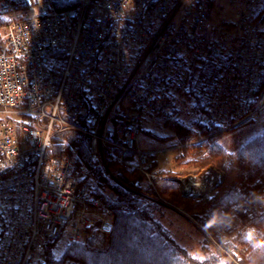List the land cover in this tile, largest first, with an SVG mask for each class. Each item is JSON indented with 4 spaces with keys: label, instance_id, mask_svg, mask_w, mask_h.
<instances>
[{
    "label": "built area",
    "instance_id": "built-area-1",
    "mask_svg": "<svg viewBox=\"0 0 264 264\" xmlns=\"http://www.w3.org/2000/svg\"><path fill=\"white\" fill-rule=\"evenodd\" d=\"M72 1L0 0V264H80L55 246L85 241L96 222L110 233L113 217L87 170L51 151L57 138L79 132L95 159L120 152L147 167L157 152L139 149L144 114L172 116L214 49L216 0ZM260 2L241 1V44L199 120L202 140L261 118Z\"/></svg>",
    "mask_w": 264,
    "mask_h": 264
},
{
    "label": "trees",
    "instance_id": "trees-1",
    "mask_svg": "<svg viewBox=\"0 0 264 264\" xmlns=\"http://www.w3.org/2000/svg\"><path fill=\"white\" fill-rule=\"evenodd\" d=\"M54 1L60 9L74 6L72 0ZM230 66V57L211 50L208 52L199 76L186 91L190 99L196 100L197 107L205 110L209 106L213 90ZM209 143L200 145L202 149L207 148L206 155L197 151L188 156L186 151L181 159L189 164L198 159L214 164L223 171V179L207 203L184 197L192 202L185 206L194 211V217L218 246L225 249L235 246L232 255L241 264H264V126L234 149L215 140L209 148ZM51 151L55 155L74 153L77 168L89 167L95 180L88 179L90 189L104 200L113 216L110 233L95 227L85 241L68 244L60 261L70 258L80 264H231L214 249L207 250L208 245L202 246L203 254L197 255L178 243L156 218L158 203L151 186L141 193L139 180L129 181L119 174L118 181L112 183L104 177L92 159L89 137L79 132L62 134ZM132 172L134 175L135 171ZM155 185L163 195L180 194L174 180L158 178Z\"/></svg>",
    "mask_w": 264,
    "mask_h": 264
},
{
    "label": "rangeland",
    "instance_id": "rangeland-1",
    "mask_svg": "<svg viewBox=\"0 0 264 264\" xmlns=\"http://www.w3.org/2000/svg\"><path fill=\"white\" fill-rule=\"evenodd\" d=\"M241 1L216 0L213 3L210 24L214 30V49L211 52L230 57V51L241 44L240 34L242 33L236 25L239 14L243 10ZM256 7L258 13L260 12L259 14L263 15L264 0H261ZM257 11L254 14L255 16H257ZM208 59L209 56L206 60ZM223 72L224 70L220 75L218 73L217 76L219 75L220 77ZM215 91L213 90L210 96L209 107L212 104ZM174 102L172 116L168 118L144 114V123L139 138V149L147 152H157L156 155L150 157V163L147 167L139 169L134 155L122 154L120 152H117L116 157H114L110 153H106V150H103L99 159H95L91 155L92 159L96 163V166L101 168L104 177L108 178L112 183L114 181L117 182L119 174H122L121 176H125L129 181L139 180L142 185L141 193L145 192V188L148 185L151 186L154 192V199L158 203L156 206L157 210L155 211L156 218L169 229L178 243L188 247L189 250L197 255L203 254L202 246L206 247L208 245L206 247L207 250L214 249L216 252L224 255L231 264H241L233 258L232 254L235 246L226 249L218 246L210 238L203 224L194 217V211L191 212L186 208L185 205L192 202L183 199L187 197L198 199L203 204L207 203L217 192V185L223 179V171L214 164H209V162L203 163L205 160L198 159L189 164L187 160L181 159V157L183 153L186 154V151L188 152V156H192L197 151H202L206 155L208 153L207 148L202 149L200 145L210 142V148L213 140L224 144L229 149H234L264 126V107L261 109L260 120L246 122L229 130L214 128L212 133L209 132V139L202 140V138L207 137L208 133L202 131L199 126V120L206 109L203 110L201 106L197 107L196 100L190 99L187 94L184 98L183 96L176 98ZM183 135L187 138L184 139ZM190 147H193V149ZM66 154H70L75 160L74 153ZM121 156L123 157L122 160L119 159ZM82 168L87 170L88 179L91 177V182L92 180L94 182L95 180L91 175L89 167H80L79 169ZM130 171H135V174L133 175V172L131 173ZM158 178H168L176 181L180 199H178V195H163L155 185V181ZM189 184L191 185L189 186ZM99 224L100 222H96L91 231L87 233L89 237L92 235L95 227L100 229ZM67 245L65 243L56 245L53 256L55 255L58 258L63 257ZM236 252L239 253V251ZM65 259L63 258V261Z\"/></svg>",
    "mask_w": 264,
    "mask_h": 264
},
{
    "label": "bare ground",
    "instance_id": "bare-ground-1",
    "mask_svg": "<svg viewBox=\"0 0 264 264\" xmlns=\"http://www.w3.org/2000/svg\"><path fill=\"white\" fill-rule=\"evenodd\" d=\"M188 185V184H187ZM191 184H189V186H190Z\"/></svg>",
    "mask_w": 264,
    "mask_h": 264
}]
</instances>
